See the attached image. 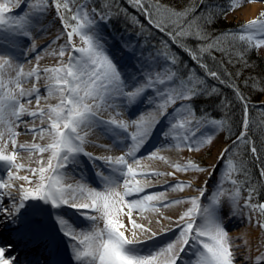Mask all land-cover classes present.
I'll list each match as a JSON object with an SVG mask.
<instances>
[{"label":"snow or ice","instance_id":"1","mask_svg":"<svg viewBox=\"0 0 264 264\" xmlns=\"http://www.w3.org/2000/svg\"><path fill=\"white\" fill-rule=\"evenodd\" d=\"M24 3L30 11L11 15L14 7H20L21 0H0V227L11 226L17 232L28 228L46 250L50 249L45 264H59L55 236L47 231L49 221L55 222L58 234L68 242L73 264H240L241 245L230 238L220 210L224 202L229 204V217L241 216L247 210L244 218L251 224L254 215L264 217V201L253 203L256 188L248 182V195L243 204L239 203L243 183L233 178L236 169L229 148L221 150L211 170L192 160L184 165H170L173 171L167 175L173 179L177 172H206L208 175L200 187L177 180L158 192H149L148 184L142 181L151 182L165 174L143 170L141 161L167 163L158 155L160 151L198 152L213 142L214 133L201 129L207 125L219 130L226 121L212 118L206 112L197 115L192 105L201 95L219 94L208 80H216L233 90L244 114L241 131L233 144L249 145L253 156L259 159L255 142L247 136L252 105L234 81L223 78L224 61L218 60L216 53L232 62L234 53L223 46L226 39L244 42L254 49L264 48V12L238 32H222L212 37L206 27L216 15L210 0L195 3L190 0L180 10L162 0H124L127 7L120 0H103L99 8L96 0H38L35 5L32 0H24ZM234 7L233 2L228 11ZM129 8L137 14L129 12ZM53 13L59 21L57 35L50 43L36 48V41L48 34L47 28L41 26V18ZM121 20L130 38L121 37L119 47L136 61L130 72L122 70L114 59L103 32L105 27ZM153 29L167 39L152 43ZM35 31L40 35H33ZM57 44L58 48H54ZM45 54L56 58L57 64L41 70L37 63L30 71H24V64L38 62ZM235 55L243 59V52ZM184 56L191 64H185ZM197 68L202 76L196 72ZM224 75L231 77L226 71ZM41 79L45 82L43 90L37 86ZM28 83L31 88H25ZM49 99L57 102L40 107L42 100ZM34 101L36 110L26 107ZM178 101L182 103L168 112ZM140 103L151 107L134 119L124 120L123 114ZM260 103L264 104V100ZM220 104L227 109L230 101L221 98ZM256 110L264 113V107ZM104 113L108 119L101 118ZM168 116L172 119L160 133V144L145 152L162 121L158 117L165 120ZM37 121L46 127H20L35 125ZM132 127L135 130L130 132ZM93 132L111 141L109 146L97 147L118 148L121 155L95 156L86 151L87 136ZM22 134L48 142L18 144ZM22 152L30 157L39 155L40 166L31 168L18 162ZM84 162L94 171L96 186L89 183ZM221 164L225 168L224 177L211 194V202L205 203L208 180ZM21 171L31 175H19ZM238 171L247 178L246 169L241 167ZM260 176L264 179V167L260 168ZM225 180L232 185L231 189L223 187ZM16 181L24 183L17 185ZM186 189L198 195L172 201L163 199L169 191ZM13 192H18L19 197ZM29 202H41L50 206V210L35 207L25 215ZM180 204L189 207L178 216L176 228L160 229L161 233L173 231L174 239L159 247H144L158 239V232L150 226L151 221L147 227L137 223L132 218L133 212H157ZM64 209L76 211L87 226L73 225L63 214ZM122 214L127 215L131 224L129 235L120 219ZM255 226L264 231V220H256ZM242 243L247 245L246 240ZM257 252L254 258L249 256V264H264V251L258 248ZM11 253V243L0 245V264H17V257Z\"/></svg>","mask_w":264,"mask_h":264},{"label":"trees","instance_id":"2","mask_svg":"<svg viewBox=\"0 0 264 264\" xmlns=\"http://www.w3.org/2000/svg\"><path fill=\"white\" fill-rule=\"evenodd\" d=\"M102 2V0H96V7H101ZM162 2L180 10L183 9L190 0H162ZM192 2L195 3L196 0H192ZM233 2L235 3V7L233 10L228 11ZM210 3L215 6L216 15L214 22L206 27L212 37L219 36L222 32H238L241 26L247 24L231 23L227 19L229 13L241 6L237 1L210 0ZM120 4L123 7H127L124 0H120ZM128 10L133 14H137L132 8H129ZM221 12H226V15L222 16ZM139 18L146 23L143 16H140ZM258 18H260V16ZM112 28L116 33L125 32L124 22L122 20L114 21ZM151 36H155L152 43L156 44L161 40L167 39V37L157 33L154 29L151 32ZM131 38H134V33ZM223 46L234 54L232 56V62L229 63L227 58L223 57L220 53H216L218 60L223 59L224 61V68L221 69V74L224 79H231L234 81L240 87L243 94L248 97L249 102L252 105L250 110V130L248 131L247 136L251 137L255 142L259 159L253 156L249 150V145L240 144L237 147V145L233 144L236 136L239 135L241 131V123L244 114L242 105L236 99L234 92L230 87L227 85H221L216 80H208L207 83L210 86H215L218 89L219 94L211 97L201 95L192 101V105L195 108L197 115L206 112L212 118L226 121L223 129L226 134V143H228L229 154L236 169L233 171L232 175L233 178L243 183L239 203L243 204L244 198L248 195L246 191L248 182L255 185L256 194L253 203H257L264 201V179L260 176V168L264 167V122H262L264 121V113H260L256 110L257 108L264 107V104L260 103V101L264 100V58L258 55L257 49L246 45L244 42L230 41L229 39H226ZM238 52H243V59L237 58L235 53ZM183 59L185 64H191V61H189L187 56H184ZM209 63L211 64L212 62L209 61ZM225 71L231 73V77L224 75ZM196 72L201 76L203 75L202 71L198 68L196 69ZM237 73H239V75H237ZM245 81H247V83H245ZM221 98L230 101V105L227 109L221 106ZM241 167L247 170V178H245L242 172L238 171ZM224 174L225 168L223 164H221L217 167L215 174L217 181L222 180ZM223 187L231 189L232 185L225 180Z\"/></svg>","mask_w":264,"mask_h":264},{"label":"rangeland","instance_id":"3","mask_svg":"<svg viewBox=\"0 0 264 264\" xmlns=\"http://www.w3.org/2000/svg\"><path fill=\"white\" fill-rule=\"evenodd\" d=\"M32 1H37V3H38V0H32ZM97 1H99V0H97ZM234 1H237L239 4H241V6L227 15V19L231 23H237V24L238 23H248L249 21H251L253 19H257L260 16V13L264 12V2H257V0H253V2H248V0H234ZM22 2H24V0H21V3ZM254 4H260L259 11L254 18L247 19V17H245V13L243 12V10L246 7H248L250 5H254ZM25 12H28L27 7H26V9L14 7L10 14L11 15H23ZM49 16L51 17V21L55 22L56 28L58 29L59 28V21L54 19V13L52 15H49ZM41 26L46 27L48 32H50V26H48V25L46 26L45 23H42V19H41ZM103 32H104V35L107 38L108 43L110 45V52L113 55L114 59L117 61V63L120 65L121 69L126 71V72L132 71V69L136 63L135 59L133 58V56L131 54L123 52L119 47L120 38L123 37L124 39H129L130 37L128 36V34L126 32H124V33L123 32H119V33L114 32L112 25L105 27L103 29ZM33 35H40V33H39V31H35L33 33ZM151 37H152V40H153V38H155V36H151ZM39 42H41V39H38L36 41V45ZM21 43H24V41H21ZM77 43H79L78 39H77ZM53 47L58 48V44L54 45ZM49 51H51V49ZM257 53L259 56L264 58V48L257 49ZM33 61H35V60H33ZM35 62H36L35 66L38 63L40 69L42 70L45 67L55 66L57 64V59L48 55V54H45L38 62L37 61H35ZM33 67L34 66H28L26 69H27V71H30ZM28 87H32V84L31 83L25 84V88H28ZM49 101H50V104H55L57 102L56 100H53V99H49ZM180 103H182V102L178 101L176 105L170 106L168 108V112H171L172 109L174 107L179 106ZM150 107L151 106H149V105H144L143 103H140V104L136 105L135 107H133L128 114H123V119L126 121H128L130 119H134V118H136V116L141 111H147ZM29 109L33 110L32 108H29ZM101 118L102 119H108L109 117H108L107 113H104ZM158 118L162 119V121H161L162 122V124H161L162 130H164L168 126V122L172 119L171 116H168L165 120L163 118H160V117H158ZM38 122L39 121L36 122V125L39 124ZM29 125H33V124H29ZM134 130H135L134 127L129 129L130 132L134 131ZM201 131L206 132V133H214V140L211 144L206 145L204 148H202L198 152H189L187 150L169 149V150H171V152H173V154H176V156L167 157L165 159L167 161V163L171 164V161L175 160L176 163H180L181 165H184L189 160H192V161H195L196 163H198L201 167L211 170L212 165L216 164L217 157L219 156L221 150L224 147H228V143H226L225 130L223 129V127L220 128L219 130H215L212 127H209L206 125L204 128L201 129ZM91 134L94 135L95 138L97 136H99V134L95 133V132L90 133L89 135H91ZM23 136L24 135L22 134L18 137V140H17L18 144L23 143V141L21 139V137H23ZM90 140H91V138H90ZM43 141L45 142L44 144H46L48 142L47 139H44ZM101 141L102 142L98 143V145L109 146L111 143L110 140L105 139V138H102ZM117 150H118V148H111L110 150H108V149L103 148V147H97L96 144H89L88 143L86 145V151H88L90 153H98L101 156H112L113 154H115V152ZM47 155L48 154L46 153V154H44V157H43L45 162L47 160ZM20 161H19L20 163H23V161L25 162V159L21 158ZM35 162H38V161L36 160ZM37 164H39V163H37ZM141 165L144 166V168L149 167V166H146L144 163H142V161H141ZM88 170H89V167H86V172L88 174L85 173V175L87 177L89 175ZM172 171H173V169H172ZM195 172L196 171H189L187 173L177 172L175 175L180 179H188L189 176L191 175V173H195ZM200 174H201V176H200L198 181L202 186L204 184L208 174L206 172H203V173L200 172ZM19 175L23 176V175H31V174L28 172H25V171H21L19 173ZM217 182L218 181H217L215 175H213L211 177V179L208 180V194H207L208 199H206L204 201L205 203L211 202L210 201L211 194L215 193L217 191ZM15 183L17 185H19V184H22L24 182L23 181H16ZM224 188L228 189V187H224ZM187 191H188V189L184 190L183 192H180V191L179 192L182 194H185V193H188ZM221 201L222 202L224 201V197H221ZM29 203H32V202H29ZM33 204H38V203L34 202ZM188 207H189L188 204L178 205L177 211H176V218H173L170 220L167 219V222H166L167 225L165 228H167L169 226V227H171V229H175L176 228L175 221L177 220L178 216L183 211H185ZM63 211H65V209ZM228 211H229V204L227 202H224L223 208H222V210H220V214L225 216V219H226L225 227L229 232L230 238L232 240L236 241L237 244L241 245L240 250H242L241 251L242 255H240V256L242 257V260H241L240 264H249V256L254 258L256 255H258V252H257L258 248L260 250L264 251V231H261L257 226H255V221L256 220H263L264 217H260L259 215H254L253 223L249 224L247 222V220L244 218L247 215V210H244L243 215L237 216V217L227 216ZM24 214L27 215V212H25ZM64 215L76 227H86L87 226V222L82 217H80L78 214H74L72 212H66ZM51 222H52V224L55 225L54 221H51ZM145 226L147 227L149 225L147 224ZM174 236H175V233L173 231L167 232L166 235L162 236L158 241H156V247H159V246H162V245L168 243L170 240L174 239ZM244 240L247 241L246 246L243 245V243H242V241H244ZM60 243H62V242H60ZM154 243H155V241H154Z\"/></svg>","mask_w":264,"mask_h":264},{"label":"bare ground","instance_id":"4","mask_svg":"<svg viewBox=\"0 0 264 264\" xmlns=\"http://www.w3.org/2000/svg\"><path fill=\"white\" fill-rule=\"evenodd\" d=\"M33 5H35L37 3V1H32ZM21 9H26L25 3L22 2L20 7ZM260 8V4H254V5H250L248 7H246L243 12L245 13V17H247V19L250 18H254L256 16V14L258 13ZM28 9V8H27ZM28 11H30V9H28ZM42 23H45V25L50 26V32H48L47 35L43 36V38H41V42L37 43L36 48H40L42 45H46L48 43H50L53 39H55L56 35H57V28H56V24L55 22L51 21V17L48 16L46 18L42 17ZM62 42V41H61ZM31 55V54H30ZM35 61L31 62V63H26L24 64V71H27V67L28 66H35ZM42 67V66H41ZM39 88H41V90L44 89L45 87V82L43 79H41L38 82L37 85ZM31 88V87H28ZM51 101V100H50ZM50 101H41L40 107H45V104L48 103L50 104ZM26 107L28 108H32L33 110H36V105H35V101L33 102V104L31 105H26ZM24 119H28V117H24ZM39 123V122H38ZM161 124L162 122L156 126V131L152 134V139L149 141V143L146 145L144 151H151L154 147L158 146L160 144L161 141V136L160 133L163 131L161 129ZM30 127H46V125H41L40 123L38 125H22L21 129H25V128H30ZM91 138V140H90ZM93 138V139H92ZM23 143L22 144H31V143H39L41 145H43L45 142L43 140H41L39 137L33 138V136L31 135H24L23 137H21ZM87 140L89 141V144H96L98 145V143L102 142V138L100 136H97L96 138L94 137V135H88L87 136ZM120 152V151H118ZM143 152V150H142ZM95 156H101L98 153H92ZM121 155V153L119 154ZM116 154H113L112 156H119ZM159 156H163L165 159L167 157H174L176 156V154H173V152H171V150H163L160 151L158 153ZM21 158L25 159V162L23 161V163L25 164L26 167H31V168H37L39 167V164H37L38 162H35L36 160L39 161L41 159V157L39 155H32L31 157L28 155V153L26 152H22L20 154V156L18 157V160L20 161ZM18 161V162H19ZM21 162V161H20ZM86 167L90 168V165H87L86 162H84ZM142 163H144L146 166H149L147 168L143 167V170L145 171H156V172H160V173H164L165 175L159 177L158 179H153L151 180V182L148 181H142L143 183L148 184V188L147 191L149 192H158L162 189L163 186H166L168 184H172L175 183L177 180L179 181H183L185 183H191L193 184L194 187H200L201 184L199 183V178L201 176L200 172H195V173H191V175L189 176L188 179H180L175 175V179H173V177H170L167 175V173L172 172V167L170 166L171 164L176 163L175 160L171 161L170 163H165L162 160H144L142 161ZM89 175L87 177L89 183L93 184L94 186H96L98 184L97 178L95 176V174L93 173L92 169L88 170ZM86 174H88L87 172H85ZM69 182H73V181H69ZM120 191H123V189L121 188ZM188 193L182 194L179 191H169L167 193L164 194L163 199L165 201H172V200H176V199H181V198H187L189 196H193V195H198V193L192 191L191 189H188L187 191ZM13 195L16 196L17 198L19 197V193L18 192H13ZM131 199V198H129ZM40 204V205H39ZM29 205V204H28ZM35 207H40L43 208L45 211H49L50 207L47 205L46 206H42L41 202H38V204L34 205ZM177 207L178 205H174L172 207H168V208H160L157 212H143V213H137V212H133L132 214V218L139 224H143V225H149V221H151V227L154 231L158 232V239L154 241H150L148 242L146 245H144V247L147 248H155L156 247V241H158L162 236L166 235L167 232L161 233L160 229H171V227H166V222L167 219H164V217H168V218H176V211H177ZM74 210H70V209H65V211H63V214H65L66 212H73ZM127 210L125 209V212ZM120 219L122 220V222L125 224V226L129 229V232L126 233V235L130 234V230H131V224L128 221V217L127 215H121ZM160 221V223L158 224L157 221ZM162 224V225H161ZM52 225V222L49 221L47 227H50ZM161 225V226H160ZM100 226L102 227L103 224L101 222ZM3 227H0V229ZM53 234V233H51ZM55 236V239H59L61 240L65 245L68 246V242L64 240V238L60 235L57 236V234H53ZM8 235H0V245H6L5 240L6 237ZM19 238H25V236L23 237H19ZM10 240V239H9ZM6 241V242H10V241ZM41 242V241H40ZM41 244V243H40ZM241 251H239L238 255H242ZM22 261V257H20L19 260H17V264H20V262ZM39 259H37L36 261H30L28 264H38ZM67 264H73L72 258H71V253H69V259L68 261H66Z\"/></svg>","mask_w":264,"mask_h":264}]
</instances>
